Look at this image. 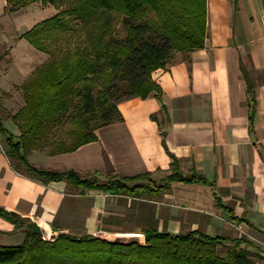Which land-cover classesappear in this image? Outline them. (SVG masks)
Returning a JSON list of instances; mask_svg holds the SVG:
<instances>
[{"label":"crops","instance_id":"1","mask_svg":"<svg viewBox=\"0 0 264 264\" xmlns=\"http://www.w3.org/2000/svg\"><path fill=\"white\" fill-rule=\"evenodd\" d=\"M5 5L6 0H0V20ZM24 41L16 42L21 52L13 44L5 46L16 58L0 64L1 88L21 85L48 58ZM151 76L162 90L160 99L121 100L117 107L122 119L96 128V140L63 153L32 146L27 160L36 167L72 169L82 176L149 172L160 180L170 172L175 156L182 173L194 167L214 182L213 189L171 181L162 195L130 197L81 189L65 180L43 183L24 174L18 161L6 155V134L0 132V207L43 225L48 236L64 231L142 234L146 225L170 234L200 229L209 235L251 236L264 257L256 241L264 234L262 1L206 0L204 45L173 51L166 66ZM248 85L256 107L251 127ZM1 120L8 132L19 134L8 116ZM113 217L122 220L102 222ZM23 238L21 229L0 217V244H18Z\"/></svg>","mask_w":264,"mask_h":264},{"label":"trees","instance_id":"2","mask_svg":"<svg viewBox=\"0 0 264 264\" xmlns=\"http://www.w3.org/2000/svg\"><path fill=\"white\" fill-rule=\"evenodd\" d=\"M35 1L51 4L56 12L21 37L48 58L23 81L24 104L9 114L19 134L8 132L0 120L6 155L40 182L65 180L109 194L154 197L167 192L171 181L203 183L213 189L214 182L194 167L182 173L175 156L170 172L159 181L149 172L99 181L72 169L36 167L25 156L32 146L63 153L96 140V128L122 119L117 107L121 100L160 99L162 90L151 72L164 68L173 51L204 45L206 0H6L4 11L14 12ZM248 91L251 127L256 107L249 85ZM41 139L47 142L40 144ZM0 217L24 232L20 243L0 244V264H264L260 250L244 236L209 235L200 229L170 234L146 225L141 228V243L65 231L44 238L25 228L28 219L14 211L0 207ZM111 219L102 222L122 220Z\"/></svg>","mask_w":264,"mask_h":264},{"label":"rangeland","instance_id":"3","mask_svg":"<svg viewBox=\"0 0 264 264\" xmlns=\"http://www.w3.org/2000/svg\"><path fill=\"white\" fill-rule=\"evenodd\" d=\"M55 12H56V9L51 4H43V3H40V1L27 3L25 6L18 8V10L14 12L5 11L4 17L0 20V31L6 37V39L5 38L3 39V36L0 34V64L1 65L4 63L7 64L11 62L12 60H15L16 58V56L10 54L9 49H5L6 44H13L14 46H18V44H16L17 39L22 38L21 34L24 31L26 30L28 31V29L34 23L41 20V18L44 19L54 14ZM4 41H6L5 44H3ZM27 46L30 47L29 43L27 44ZM18 49H20L19 50L20 52L24 51L20 47ZM20 86L21 85L18 86L16 84V86H11V87L9 85L2 87V88L0 87V120L3 119L5 116L9 117L10 113H14L24 104ZM4 89L7 91H2ZM1 123H2V126L4 127V123L2 122V120H1ZM1 137H3V135H1L0 138ZM41 142L43 143L47 141L45 139H41L40 144ZM26 154H27V150L25 152V156ZM19 165L23 169V165L20 163ZM88 176H93V175H88ZM94 176L99 181H105L106 179L110 177L105 174L98 175V176L94 175ZM150 177L153 178L151 174H150ZM156 181H159V180H156ZM135 182H140V180H137ZM125 220L131 221V222L134 221L129 216H126ZM242 245L246 248L255 250V248L249 246L248 244H242Z\"/></svg>","mask_w":264,"mask_h":264},{"label":"water","instance_id":"4","mask_svg":"<svg viewBox=\"0 0 264 264\" xmlns=\"http://www.w3.org/2000/svg\"><path fill=\"white\" fill-rule=\"evenodd\" d=\"M24 227L31 230L32 232L39 233L43 237L48 236V229L43 225L37 224L34 220H28L24 224ZM101 236L110 239V240H122V241H129V240H136L137 242L141 243L143 240V235L141 233L135 234H117V235H106L100 233Z\"/></svg>","mask_w":264,"mask_h":264},{"label":"built area","instance_id":"5","mask_svg":"<svg viewBox=\"0 0 264 264\" xmlns=\"http://www.w3.org/2000/svg\"><path fill=\"white\" fill-rule=\"evenodd\" d=\"M43 237V236H42ZM45 238V237H44ZM248 239H252L251 236L248 237ZM259 243V246L264 249V234L263 237L261 239L256 240Z\"/></svg>","mask_w":264,"mask_h":264}]
</instances>
